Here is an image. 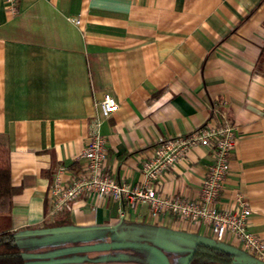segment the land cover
Returning <instances> with one entry per match:
<instances>
[{
    "label": "crops",
    "instance_id": "1",
    "mask_svg": "<svg viewBox=\"0 0 264 264\" xmlns=\"http://www.w3.org/2000/svg\"><path fill=\"white\" fill-rule=\"evenodd\" d=\"M106 94L118 109L103 119ZM96 117L107 171L131 189L161 139L233 126L219 205L242 196L264 240V0H16L15 11L0 0V150L17 189L0 232L17 233L27 264H70L75 251L77 264H189L199 242L224 244L232 264H264L233 236L153 218L148 204L84 194L51 214L56 178L67 185L83 172ZM212 156L191 149L161 194L198 198Z\"/></svg>",
    "mask_w": 264,
    "mask_h": 264
},
{
    "label": "built area",
    "instance_id": "2",
    "mask_svg": "<svg viewBox=\"0 0 264 264\" xmlns=\"http://www.w3.org/2000/svg\"><path fill=\"white\" fill-rule=\"evenodd\" d=\"M7 2L15 11L16 0ZM74 22L80 24L79 20ZM100 107L102 118L108 119L118 109V102L112 95L106 94ZM103 119L96 117L91 122L88 144L82 154L85 159L82 174L67 185L62 183L60 175L56 178L51 190V214L63 210L84 194L126 202L132 208L148 204L153 218L170 213L186 221H201L210 228L216 241L223 242L231 235L241 243L244 251L264 261V240L249 228L251 209L248 202L238 196L226 207L219 205L224 182L230 172V157L237 142L233 126L228 123L205 125L186 136L161 139L152 148L153 155L143 164L144 181L131 189L126 182H116L107 171L106 141L101 133ZM199 146L213 150L212 163L202 182L199 197H164L159 186L165 173L187 152Z\"/></svg>",
    "mask_w": 264,
    "mask_h": 264
},
{
    "label": "trees",
    "instance_id": "3",
    "mask_svg": "<svg viewBox=\"0 0 264 264\" xmlns=\"http://www.w3.org/2000/svg\"><path fill=\"white\" fill-rule=\"evenodd\" d=\"M17 189L12 186L9 161L0 150V216H8L13 210V197ZM124 257L119 261H123ZM230 249L224 244L199 242L189 264H232ZM0 264H27L17 240V233L0 232ZM120 264H123L120 262Z\"/></svg>",
    "mask_w": 264,
    "mask_h": 264
},
{
    "label": "rangeland",
    "instance_id": "4",
    "mask_svg": "<svg viewBox=\"0 0 264 264\" xmlns=\"http://www.w3.org/2000/svg\"><path fill=\"white\" fill-rule=\"evenodd\" d=\"M0 223H1V221H0ZM70 250H73V251H75V250H78V249H82L80 246H78V245H71L70 247ZM82 255V253L81 252H72L70 255H68L67 256V258L68 259H70L71 261V263L70 264H77V260L80 258V257H82L81 256Z\"/></svg>",
    "mask_w": 264,
    "mask_h": 264
}]
</instances>
